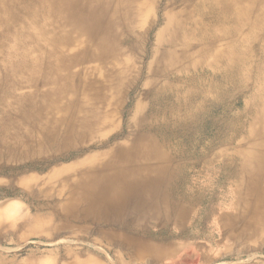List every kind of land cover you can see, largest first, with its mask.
I'll list each match as a JSON object with an SVG mask.
<instances>
[{"label":"bare ground","instance_id":"obj_1","mask_svg":"<svg viewBox=\"0 0 264 264\" xmlns=\"http://www.w3.org/2000/svg\"><path fill=\"white\" fill-rule=\"evenodd\" d=\"M238 2H196L193 11L200 18L192 21L186 31H172L177 38L168 34L166 38L165 31L158 32L157 44L166 59L164 68L169 69L173 81L186 87L176 88L170 99H161L164 86H160L150 101V111L139 119L137 134L128 144L119 143L107 152L110 157L99 163L74 165L80 173L67 205L74 216L84 220L100 218L104 223L125 228L130 213L145 209L148 217L163 223L162 237L184 236L186 230L180 228V222L201 200L200 196L188 195L184 184L178 185L183 167L191 160L199 166L195 172L217 173L218 178L233 181L229 192L234 198L225 203L224 211L218 212L210 199L204 202L203 214L196 222L212 217L216 231L229 237L234 235L232 228L237 221H242L245 228L255 229L251 221L256 223L254 219L264 214V76H259L261 85L252 87L241 109L233 111L234 102L248 90L245 85L251 68L249 52L240 51L223 59L215 54V60L223 63L222 67L209 64L220 72L216 83H209L205 74L192 72L185 76L173 72L180 54L184 55V62L179 65L182 69L194 70L200 65L202 61H191L189 48L193 43L200 45L197 53H204L216 40L244 29L249 7L237 9ZM132 4L141 6L143 0H0V62L4 67L15 62L28 76L23 81L8 75L4 85H0V147L6 152L15 148L25 152L30 144L65 143L78 129L106 124L107 118H101L93 106L86 109V98L70 112L73 96L67 102L63 96L73 92L75 73L71 68L85 57L89 47L90 59L107 64L116 77L123 75L114 65L127 45L122 46L115 34L119 32L116 27L125 24L128 35L124 41L129 40L132 19L139 16V12L131 10ZM50 17L55 19L51 21ZM40 18L42 24L37 21ZM226 20L235 22L230 29L216 33L214 23ZM167 21L168 16L166 24ZM25 33L37 38L33 50L40 54L35 57L30 56L32 49L18 52L17 37ZM240 43L238 39L230 49L239 51ZM71 44L79 48L76 55L69 54ZM261 58L264 62L263 52ZM259 72L264 74V66L258 67L256 73ZM23 87L33 89L18 92ZM211 90L217 95L209 102ZM141 103L139 99L135 110ZM213 108L219 109L220 114L213 116ZM210 120L216 122L215 138H219L220 128L228 127L233 133L227 142L234 143L233 137L240 132L246 140V146L234 143L235 156L221 153L223 159L216 166L212 162L218 154H208L209 142L198 136V128L201 132ZM197 145L201 148L197 149ZM241 194L244 195L239 199ZM170 223L177 226L172 234L166 231Z\"/></svg>","mask_w":264,"mask_h":264},{"label":"rangeland","instance_id":"obj_2","mask_svg":"<svg viewBox=\"0 0 264 264\" xmlns=\"http://www.w3.org/2000/svg\"><path fill=\"white\" fill-rule=\"evenodd\" d=\"M201 1L204 0H143L141 6L132 4L131 10L139 12V16L132 19L128 41H124L125 24L116 27L119 32L115 35L122 46L127 45L114 65L123 72L120 78L107 64L90 59L88 51L91 47L71 68L75 73L73 92L65 94L63 101L67 102L73 96L70 112H74L78 103L86 98V109L93 106L101 118H107L104 126L78 129L65 143L30 144L25 152L19 148L6 152L0 147V264H264V214L254 219L256 223L251 221L254 230L237 221L232 228V237L216 231L212 217L196 222L203 214L204 202L210 199L215 202L218 212L224 211L225 203L234 198L229 192L233 181L218 178L217 173L195 172L199 166L191 160L185 163L178 185L184 184L188 195L200 196L201 200L199 198L198 205L192 207L186 219L180 222L183 224L180 228L186 230L184 236L162 237L163 223L148 217L145 209L130 213L128 226L121 228L104 223L100 218H77L67 206L80 173L74 165L99 163L109 158L107 152L119 143L128 144L137 134L139 119L150 111V101L160 86H164L161 99H170L176 88L186 87L173 81L169 69L164 68L166 59L157 44V34L165 31L164 37L177 38L172 31H186L192 21L199 20L193 6ZM246 6L249 11L244 17L243 30L216 40L204 53H197L200 45L193 43L189 48L192 50L191 61H202L200 65L194 70L182 69L179 65L184 62V55L180 54L177 67L173 68L177 75L205 74L209 83H216L220 72L209 64L222 67L223 63L215 60V54H220L223 59L240 51L249 52L251 68L245 85L248 90L234 102L233 111L241 109L246 97L252 93V87L261 85L259 76H264L262 72L256 73L258 67L264 66L261 58L264 53V0H239L237 3V9ZM230 14L236 20L234 14ZM167 16L169 23L166 24ZM53 19L50 17L51 21ZM234 20L214 23L216 33L230 29ZM37 21L43 22L41 18ZM65 29L67 31L69 26ZM238 39L241 40L240 49L232 51L230 45ZM17 40L18 52L32 49L30 56L40 54L39 50H33L37 44L33 35H18ZM68 50L69 54L76 55L79 48L71 44ZM8 75L23 81L28 78L15 62L7 67L0 62V85H4ZM46 87L42 86L40 90ZM32 89L23 87L18 92ZM213 91H209V102L216 99L217 94ZM139 99L141 106L135 110ZM154 104L158 108L159 101ZM212 114H220L219 109H214ZM215 123L208 121L201 132L198 128V136H204L203 140L210 144L208 154H218L213 159L214 166L223 159L221 153L237 154L234 143L246 146L242 132L233 137L234 143L227 142L233 133L228 127L220 128V136L215 138ZM243 195H239V199ZM166 231L172 234L177 231V226L170 223Z\"/></svg>","mask_w":264,"mask_h":264}]
</instances>
